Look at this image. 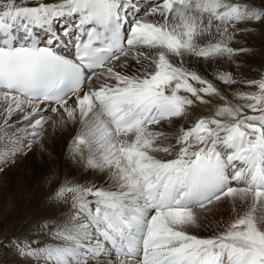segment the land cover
<instances>
[{
  "label": "snow or ice",
  "instance_id": "1",
  "mask_svg": "<svg viewBox=\"0 0 264 264\" xmlns=\"http://www.w3.org/2000/svg\"><path fill=\"white\" fill-rule=\"evenodd\" d=\"M260 32L264 0H0V172L66 145L17 257L264 264Z\"/></svg>",
  "mask_w": 264,
  "mask_h": 264
},
{
  "label": "bare ground",
  "instance_id": "2",
  "mask_svg": "<svg viewBox=\"0 0 264 264\" xmlns=\"http://www.w3.org/2000/svg\"><path fill=\"white\" fill-rule=\"evenodd\" d=\"M57 27L60 28L61 24L58 23ZM249 36H250L249 39H246V37L244 38L246 40V44L244 46L254 48L258 51V55L253 60V63L254 64L264 63V32L252 34ZM54 141H63V140L57 139ZM46 144H48V142ZM65 147L63 151H65ZM55 150L56 149L53 144V141H50L49 146L47 145L46 147V151H50L49 154L42 153L43 150L39 149L38 147L33 150L34 154L32 155L33 159L31 161L32 162L31 169H33L35 173L32 179L31 177L30 179H28L29 178L28 176L27 177L23 176L24 173H21L22 172L21 166H19L17 170H14L13 173H9L8 179L10 181V184L9 186H7V188L2 187V189L4 188L3 189L4 192L7 190L10 193L14 194V196L12 197V201L9 203V205L6 206L4 211L6 213L3 215V217L4 219H6L7 217L9 218L10 221L9 220L8 221L10 225L5 235L3 233L4 235L3 238L8 236L10 233H15V232L19 234L18 235L19 237L23 236L26 233L28 226L32 224L33 221L45 217L44 216L45 214L44 215L39 214L38 210H40V206L43 204L44 201L47 200V197L51 192V188H49L46 183L47 177L51 175L53 171L56 170L64 171L63 169L64 165L60 163L62 160L55 159L56 157H54ZM51 151H53V153ZM9 171H11V169ZM12 174H14L13 178H12ZM20 175L22 177L19 180H16L15 176L19 177ZM14 181L15 183H13ZM51 211L52 210L49 208L48 214L46 215H49ZM18 236L15 235L14 237H12L11 242L9 243L10 247L12 248L14 247L13 246L15 243L14 238ZM2 248L5 249L4 243L2 246H0L1 249L0 253L3 252L2 254H4L5 251L2 250ZM11 254L12 252L10 253V256L9 254L7 256L5 255L4 258H6L5 259L6 262L8 261L11 262L12 260L14 261L18 259L16 254L15 255L13 254L11 255Z\"/></svg>",
  "mask_w": 264,
  "mask_h": 264
},
{
  "label": "rangeland",
  "instance_id": "3",
  "mask_svg": "<svg viewBox=\"0 0 264 264\" xmlns=\"http://www.w3.org/2000/svg\"><path fill=\"white\" fill-rule=\"evenodd\" d=\"M249 37L250 36H247L246 39H249ZM53 144H54L55 149H56L54 151V155H55L54 157H56L55 159L62 160L60 163L64 165V161H63L64 151L63 150L65 147V141L64 140L63 141H54L53 140ZM47 145L49 146V142H48V144H46V147H47ZM33 152H30L27 156H20L19 158L16 159L14 164H11V165L5 167L6 170L4 169L2 172H0V220H1L0 221V243H1L0 246H2L3 243L5 245V249H3L4 247L2 248V250L5 251V253L4 254H2L3 252L0 253V263L1 264H9V263H11V264H25V262L20 260L19 258L14 260V261L12 260L11 262H9V261L6 262L5 261L6 258H4L5 255L7 256L8 254L10 256L11 252L13 255L16 254L14 247L13 248L10 247L9 243L11 242L12 237H14L15 235L18 236L19 234H17L16 232H15L16 234L10 233L8 236L3 238L5 233L7 232L8 228H9V225H10L9 224V221H10L9 218L7 217L6 219H4V217H3V215L6 213L4 211H5L6 206L9 205V203L12 201V197L14 196V194L10 193L7 190L4 192L3 189L7 188V186H9V184H10V181L8 179L9 173H13L14 170H17L19 166L22 167L21 173H24L23 176H25V177L28 176L29 177L28 179H30V177H31V179L34 177L35 172L33 169H31L32 168V162L31 161L33 159L32 155L34 154ZM51 152L53 153V151H51ZM42 153L49 154L50 151L43 150ZM10 169H11V171H9ZM14 174H12V178H13ZM15 177H16V180H19L22 176L20 175L19 177H17V176H15ZM13 183H15V181ZM2 187H4V188L2 189ZM38 211H39V214H41V215L45 214L44 216H47L46 214H48L49 207L47 206L46 201L43 202V204L40 206V210H38ZM3 233H4V235H3ZM199 234L202 236L208 235V233L205 231H201ZM14 257H16V256H14ZM13 259H15V258H13Z\"/></svg>",
  "mask_w": 264,
  "mask_h": 264
}]
</instances>
